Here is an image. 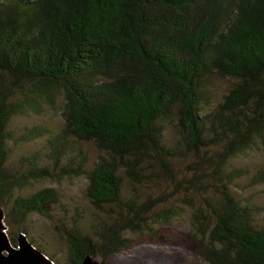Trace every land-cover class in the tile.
<instances>
[{"label": "trees", "instance_id": "1", "mask_svg": "<svg viewBox=\"0 0 264 264\" xmlns=\"http://www.w3.org/2000/svg\"><path fill=\"white\" fill-rule=\"evenodd\" d=\"M212 77L231 81L215 104ZM56 105V134L9 128L13 117ZM42 138L18 171L6 167L7 143ZM83 144L98 151L89 170ZM252 149L264 153V0H0V207L12 245L9 228L31 214L50 218L59 202L53 188L15 192L84 175L98 216L92 235L78 212L63 229L65 264H105L128 245L125 234L178 216L165 192L140 201L135 187L155 179L171 197H216L196 208L183 200L202 262L264 264V211L232 190L249 171L230 163ZM186 157L180 174L174 162ZM248 182L264 184V166Z\"/></svg>", "mask_w": 264, "mask_h": 264}, {"label": "rangeland", "instance_id": "2", "mask_svg": "<svg viewBox=\"0 0 264 264\" xmlns=\"http://www.w3.org/2000/svg\"><path fill=\"white\" fill-rule=\"evenodd\" d=\"M231 81L219 77H212L207 84L213 104L219 102L226 93ZM40 125L45 127L50 133L56 134L62 126L59 115V108L50 110L43 107L39 113L28 112L22 116L13 117L9 128L19 135L25 128ZM173 125L169 126L167 136L174 138ZM46 138L28 143H7L9 158L6 167L18 171V160L28 156L29 153L41 150L45 145ZM88 163L87 169H91L98 157V151L91 144H83ZM190 158H180L174 162L178 173L184 172V167ZM230 166L243 167L249 171L248 179L242 178L235 182L232 190L236 192L239 201H250L264 211V184L249 185V177L254 171L264 166V153L256 149L244 152L236 157ZM87 179L84 175L64 177L60 180L42 179L30 182L22 191L15 192L21 196H29L43 188H53L58 193L59 202L52 209L50 218H45L37 214H31L22 229L9 228L11 235L18 236L25 232L28 241L33 242V246L40 248L42 252L53 257L55 262L65 264L67 258V248L62 234L63 229H68L72 219L77 212L80 215L79 227L83 233L93 234V226L98 214L93 210L85 196ZM136 193L140 196V201L146 197H157L163 192L167 193L168 202L166 207H173L179 213L177 217L169 219L167 223H155L150 226V230L134 234H125L129 239L128 245L118 253L110 256L105 264H205L199 258L192 235L191 215L193 208L187 206L183 200L192 199L194 208L202 206L205 200H216L213 192L207 191L203 195H188L185 197L184 191L173 195L168 184L161 180H149L146 184L136 186ZM130 192V191H129ZM131 193V192H130ZM263 216H259L262 218ZM9 231V232H10ZM8 235V232H7ZM10 235H8L9 237Z\"/></svg>", "mask_w": 264, "mask_h": 264}, {"label": "water", "instance_id": "3", "mask_svg": "<svg viewBox=\"0 0 264 264\" xmlns=\"http://www.w3.org/2000/svg\"><path fill=\"white\" fill-rule=\"evenodd\" d=\"M4 224V211L0 207V264H54L44 253L34 247L23 234L12 245ZM81 264H100L86 256Z\"/></svg>", "mask_w": 264, "mask_h": 264}]
</instances>
